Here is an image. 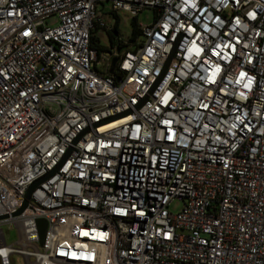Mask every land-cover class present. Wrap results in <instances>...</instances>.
Masks as SVG:
<instances>
[{"label": "built area", "instance_id": "1", "mask_svg": "<svg viewBox=\"0 0 264 264\" xmlns=\"http://www.w3.org/2000/svg\"><path fill=\"white\" fill-rule=\"evenodd\" d=\"M106 1L155 19L103 73ZM0 216L1 264H264V0H0Z\"/></svg>", "mask_w": 264, "mask_h": 264}, {"label": "rangeland", "instance_id": "2", "mask_svg": "<svg viewBox=\"0 0 264 264\" xmlns=\"http://www.w3.org/2000/svg\"><path fill=\"white\" fill-rule=\"evenodd\" d=\"M97 13L102 17L105 22L107 29H99L97 32V36L100 38V42L102 45L110 48V51L104 52L101 57V65H98V70L100 72L106 73L107 68V59L110 57L112 53L120 54L124 50H119L118 45L114 48L111 46V41L108 35L109 29H116L120 35L121 40L126 43L132 35L133 30V21L135 16L132 13L119 10L117 12L113 11L112 3L109 1L99 3L97 5ZM155 14L152 9L144 10L139 14L136 18L138 25H151L154 22ZM55 18L48 19V24H53L55 22ZM142 39V38H141ZM106 60V61H105ZM184 203L180 200H176L171 205V210L174 213L181 211ZM3 229L5 234L6 243L8 245L15 244L19 240V231L15 226H11L10 224H4L0 226ZM12 264H28L26 258L22 255L15 254L11 258ZM1 264V262H0Z\"/></svg>", "mask_w": 264, "mask_h": 264}, {"label": "trees", "instance_id": "3", "mask_svg": "<svg viewBox=\"0 0 264 264\" xmlns=\"http://www.w3.org/2000/svg\"><path fill=\"white\" fill-rule=\"evenodd\" d=\"M98 30L99 29L97 28L93 32L92 46L97 48L99 50V53L110 51V48H108V47H106V46L101 44L100 38L96 35ZM108 35H109V38H110V41H111L112 48H114L116 45H118L119 49L127 50V49H130V48H133L136 45L138 40L142 37V31L139 28V25L137 23L136 18H134L132 35L129 38L128 42L124 43L121 40L117 28L115 29L114 32L108 31Z\"/></svg>", "mask_w": 264, "mask_h": 264}, {"label": "water", "instance_id": "4", "mask_svg": "<svg viewBox=\"0 0 264 264\" xmlns=\"http://www.w3.org/2000/svg\"><path fill=\"white\" fill-rule=\"evenodd\" d=\"M119 50L121 51L122 49H119ZM118 61H119L118 58H114L113 65H112V68L110 70L111 73H114L115 72V67H116ZM38 183H40V182H36L34 185H32L30 187V189L28 191V194H27V201L31 197V194H32L33 190L35 189V187L38 185ZM27 201L24 204V206L19 210L18 214L24 211V209L27 206ZM4 218H5V216H0V220L1 219H4ZM39 227H40V233H41V240H42V243H43L44 240H45V234H46V230H47V221L46 220H40L39 221Z\"/></svg>", "mask_w": 264, "mask_h": 264}]
</instances>
